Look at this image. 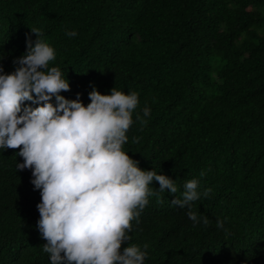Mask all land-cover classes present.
I'll return each mask as SVG.
<instances>
[{"label":"trees","instance_id":"trees-1","mask_svg":"<svg viewBox=\"0 0 264 264\" xmlns=\"http://www.w3.org/2000/svg\"><path fill=\"white\" fill-rule=\"evenodd\" d=\"M30 28L55 49L66 99L79 92L86 106L91 85L138 93L123 150L177 185L153 189L121 251L140 246L144 264H264V0H0L5 72L25 34L35 41ZM18 152L0 149V264H50L35 227L40 191L16 169ZM194 178L192 210L207 225L170 203Z\"/></svg>","mask_w":264,"mask_h":264},{"label":"clouds","instance_id":"clouds-1","mask_svg":"<svg viewBox=\"0 0 264 264\" xmlns=\"http://www.w3.org/2000/svg\"><path fill=\"white\" fill-rule=\"evenodd\" d=\"M30 29L36 39L25 34L26 50L13 59L14 69L0 66V149L19 148L23 162L16 169H30V183L40 191L35 227L46 240L43 251L50 264H144L148 254L140 246L127 244L121 251L131 221L156 194L153 189L175 194L178 188L169 176L141 169L123 150L138 93L113 87L101 94L91 85L86 106L79 92L66 99L60 94L70 90L65 72L49 67L55 49L40 29ZM150 111L142 109L144 116ZM136 118L142 119L139 113ZM198 187L197 179L187 180L170 202L187 209L194 226L209 222L192 210ZM217 227L223 229L224 220L217 219Z\"/></svg>","mask_w":264,"mask_h":264}]
</instances>
